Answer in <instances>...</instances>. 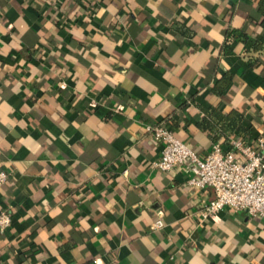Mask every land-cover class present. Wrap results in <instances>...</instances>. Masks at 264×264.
<instances>
[{"label": "crops", "instance_id": "crops-1", "mask_svg": "<svg viewBox=\"0 0 264 264\" xmlns=\"http://www.w3.org/2000/svg\"><path fill=\"white\" fill-rule=\"evenodd\" d=\"M155 123L264 138V0H0V264H264V217L203 219Z\"/></svg>", "mask_w": 264, "mask_h": 264}, {"label": "built area", "instance_id": "built-area-1", "mask_svg": "<svg viewBox=\"0 0 264 264\" xmlns=\"http://www.w3.org/2000/svg\"><path fill=\"white\" fill-rule=\"evenodd\" d=\"M146 132L161 147L160 157L153 162L154 168L162 172L186 168L192 173L189 186L212 188L215 197L200 209L203 219L215 217L226 207L244 210L253 217H264V138L238 135L231 139L229 148L224 149L221 142H216L208 154L202 156L163 123L147 124ZM9 175L6 170H0V187ZM11 224L12 211L2 209L0 232ZM153 226L163 227L162 218Z\"/></svg>", "mask_w": 264, "mask_h": 264}, {"label": "trees", "instance_id": "trees-1", "mask_svg": "<svg viewBox=\"0 0 264 264\" xmlns=\"http://www.w3.org/2000/svg\"><path fill=\"white\" fill-rule=\"evenodd\" d=\"M246 34L243 32V33H237L235 30H232V29H228L227 30V37H228V39H230V38H232V37H235L236 38V36L237 37H239V38H237V39H241V38H244V37H246L245 36ZM216 111V110H215ZM235 114H237V112H233V113H231L230 115H227L226 117L228 118L227 120H230V121H233V118H234V115ZM230 127V125H228V127H227V129ZM232 129L234 130V129H236L237 130V132H245L244 131V128L242 129L238 124H236V122H234V123H232Z\"/></svg>", "mask_w": 264, "mask_h": 264}]
</instances>
